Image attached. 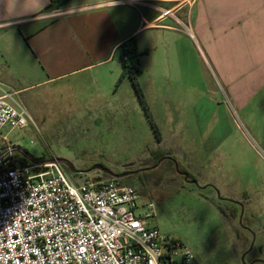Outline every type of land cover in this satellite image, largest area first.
<instances>
[{
  "label": "rangeland",
  "instance_id": "1",
  "mask_svg": "<svg viewBox=\"0 0 264 264\" xmlns=\"http://www.w3.org/2000/svg\"><path fill=\"white\" fill-rule=\"evenodd\" d=\"M22 31L0 30V82L20 91L36 122V127L4 129L18 157L35 163L65 160L63 167L78 187L115 175L124 185L145 189L156 206L153 226L180 244L179 251H190L191 264L264 260V138L244 113L224 103L214 77L198 72L187 81L182 65L175 74L164 44L148 41L147 33L139 91L130 77L119 83L122 72L113 81L85 73L42 85ZM123 57L119 50V65ZM159 146L197 184L179 176L164 175L156 183L143 176L144 161ZM248 214L253 226L243 224Z\"/></svg>",
  "mask_w": 264,
  "mask_h": 264
},
{
  "label": "crops",
  "instance_id": "2",
  "mask_svg": "<svg viewBox=\"0 0 264 264\" xmlns=\"http://www.w3.org/2000/svg\"><path fill=\"white\" fill-rule=\"evenodd\" d=\"M50 5L51 0H0V30L24 28L20 39L38 66V84L85 73L113 81L122 72L119 50L131 46L142 65V36L149 33L148 41L164 44L171 71L182 65L187 81L208 72L224 103L244 113L264 138V0H67L49 10ZM164 10L172 16H163Z\"/></svg>",
  "mask_w": 264,
  "mask_h": 264
},
{
  "label": "built area",
  "instance_id": "3",
  "mask_svg": "<svg viewBox=\"0 0 264 264\" xmlns=\"http://www.w3.org/2000/svg\"><path fill=\"white\" fill-rule=\"evenodd\" d=\"M32 125L19 92L0 82V264H191L135 187L116 177L78 187L59 163L21 164L3 131Z\"/></svg>",
  "mask_w": 264,
  "mask_h": 264
},
{
  "label": "trees",
  "instance_id": "4",
  "mask_svg": "<svg viewBox=\"0 0 264 264\" xmlns=\"http://www.w3.org/2000/svg\"><path fill=\"white\" fill-rule=\"evenodd\" d=\"M66 2L67 0H51V5L49 6L48 9L49 10L60 9V7L63 6ZM126 48H128V50H126ZM123 54L124 56L125 55L129 56V62H125L123 60L122 76L119 80V83H121L125 78L130 77L134 83V86L139 91L140 88L136 78L142 72L140 58L137 52L131 46L128 45L123 46ZM160 161H162V163L160 166L157 167ZM27 162H28L27 158L20 157L21 164L24 165ZM143 165L145 166L143 170H141L143 171L142 173L143 176L151 177V179L155 183L160 182L161 177L164 175L179 176L184 180H186L185 175H188V178L186 180L187 182L196 181L195 176L190 174L188 170L182 167L176 161L174 155L168 149L162 146H159L157 150H154L151 153L150 157L144 161ZM137 191L142 197L147 198L149 201H153L152 194L149 195L145 189H137ZM242 204L245 208L249 206V202L246 200H244ZM244 222H243L244 226L245 224L248 226H253L254 224L253 216L250 214L246 215L244 217ZM255 264H261V263H255Z\"/></svg>",
  "mask_w": 264,
  "mask_h": 264
},
{
  "label": "water",
  "instance_id": "5",
  "mask_svg": "<svg viewBox=\"0 0 264 264\" xmlns=\"http://www.w3.org/2000/svg\"><path fill=\"white\" fill-rule=\"evenodd\" d=\"M13 151L16 152V151H19V150L14 149ZM5 157H6V154H3L2 156H0V160L4 159ZM51 162L59 163V164H61V165L67 163L65 160H62V159H54V160H51ZM161 163H162V161L159 162V164L157 165V167L160 166ZM113 176L116 177V178H118V177L115 176V175H113ZM185 177H186V180H187L188 175H185ZM190 183H191V184H197L196 181H191ZM239 205H241V204H239ZM241 206H242V205H241ZM242 207H243V206H242Z\"/></svg>",
  "mask_w": 264,
  "mask_h": 264
},
{
  "label": "flooded vegetation",
  "instance_id": "6",
  "mask_svg": "<svg viewBox=\"0 0 264 264\" xmlns=\"http://www.w3.org/2000/svg\"><path fill=\"white\" fill-rule=\"evenodd\" d=\"M131 173H135V172H131ZM248 232H251V231L248 229ZM250 246H251V244H250ZM255 263L264 264V260H262V259L261 260L260 259H254L251 264H255Z\"/></svg>",
  "mask_w": 264,
  "mask_h": 264
}]
</instances>
